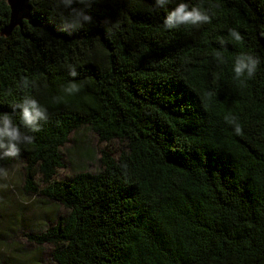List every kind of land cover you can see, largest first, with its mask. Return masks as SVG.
<instances>
[{"label": "trees", "instance_id": "obj_1", "mask_svg": "<svg viewBox=\"0 0 264 264\" xmlns=\"http://www.w3.org/2000/svg\"><path fill=\"white\" fill-rule=\"evenodd\" d=\"M179 3L209 20L165 27ZM29 7L33 24L0 34V127L20 134L0 168L20 160L23 190L64 208L30 239L55 264H264V0ZM8 15L0 0V30ZM242 55L259 60L252 77H236ZM31 100L46 110L36 129L21 119ZM81 127L98 168L56 179Z\"/></svg>", "mask_w": 264, "mask_h": 264}, {"label": "rangeland", "instance_id": "obj_2", "mask_svg": "<svg viewBox=\"0 0 264 264\" xmlns=\"http://www.w3.org/2000/svg\"><path fill=\"white\" fill-rule=\"evenodd\" d=\"M86 127L73 131L60 148L63 166L56 179H66L76 171L95 172L97 148L101 147ZM20 160L0 168V264H55L49 244H37L29 236L54 222L64 208L38 194L23 190Z\"/></svg>", "mask_w": 264, "mask_h": 264}, {"label": "clouds", "instance_id": "obj_3", "mask_svg": "<svg viewBox=\"0 0 264 264\" xmlns=\"http://www.w3.org/2000/svg\"><path fill=\"white\" fill-rule=\"evenodd\" d=\"M165 0H158V3H164ZM87 18V17H86ZM209 20L208 15L201 12L198 8L193 7L189 10L187 4L179 3L173 8L165 18L164 24L167 28L177 27L186 24H198L201 22H206ZM230 32L237 41L241 40V36L234 29H230ZM259 63L258 58H254L250 55H242L237 57L234 72L236 77H241L247 73L248 77H252L255 73L256 67ZM75 75V72L72 73ZM75 88V86H74ZM73 89H69L72 91ZM78 90V89H75ZM46 110L42 109L36 100H31L26 102L23 106L21 119L22 122L31 126L32 128H37V121L45 119ZM237 133L240 132V128H236ZM4 137L8 138L7 147L9 149L10 155H15L19 149L17 148L16 141L19 140L20 134L19 129L15 127L10 118L4 117L3 127H0V147H4Z\"/></svg>", "mask_w": 264, "mask_h": 264}, {"label": "water", "instance_id": "obj_4", "mask_svg": "<svg viewBox=\"0 0 264 264\" xmlns=\"http://www.w3.org/2000/svg\"><path fill=\"white\" fill-rule=\"evenodd\" d=\"M5 1L9 8V15L7 23L0 30L1 35H7L14 27L21 26L23 20H26L27 22L33 24L30 13L29 0Z\"/></svg>", "mask_w": 264, "mask_h": 264}]
</instances>
